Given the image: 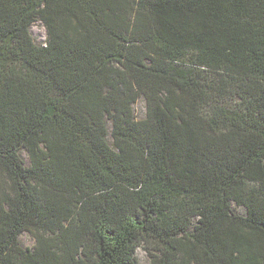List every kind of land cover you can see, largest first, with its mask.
<instances>
[{
  "label": "trees",
  "instance_id": "16d2710c",
  "mask_svg": "<svg viewBox=\"0 0 264 264\" xmlns=\"http://www.w3.org/2000/svg\"><path fill=\"white\" fill-rule=\"evenodd\" d=\"M145 245L264 264V0H0V264H139Z\"/></svg>",
  "mask_w": 264,
  "mask_h": 264
},
{
  "label": "rangeland",
  "instance_id": "374dc122",
  "mask_svg": "<svg viewBox=\"0 0 264 264\" xmlns=\"http://www.w3.org/2000/svg\"><path fill=\"white\" fill-rule=\"evenodd\" d=\"M30 33L32 35V38L35 44L37 45L45 44L46 31H45V28L42 22L39 19H37V21H35V23L31 26ZM194 57L195 55L192 52H188L185 56L179 57L176 60V63L179 65H183L185 67H193V68L198 69L196 71H199L201 73V77L203 79L206 78L208 83H211V85H217V83H219L218 74L208 69L201 70L200 68L194 67V64L196 63L194 60ZM218 97L222 101L220 103L226 107L234 108L240 103L239 99L232 93L224 94L223 92H221L220 94L218 93ZM133 112L137 118H143L145 116V102L143 98H140L133 105ZM108 142L111 143L110 138H108ZM20 156L23 158L24 163L27 166L28 158L24 150L20 151ZM232 211L239 215L245 214V210L243 208H237L235 207V205H232ZM195 221L196 219H193L192 223L194 224ZM34 244H35V241L31 234H29L28 232H23L20 234L19 245L22 249L30 251L34 247ZM151 254H155L151 246H148V245L141 246L139 249H137V252H136V258H137L138 263L139 264H151Z\"/></svg>",
  "mask_w": 264,
  "mask_h": 264
}]
</instances>
